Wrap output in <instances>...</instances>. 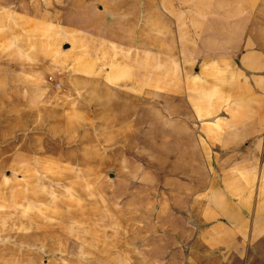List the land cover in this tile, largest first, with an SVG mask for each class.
Here are the masks:
<instances>
[{"label":"crops","instance_id":"obj_1","mask_svg":"<svg viewBox=\"0 0 264 264\" xmlns=\"http://www.w3.org/2000/svg\"><path fill=\"white\" fill-rule=\"evenodd\" d=\"M71 1L101 18L75 134H118L114 168L186 221L165 234L186 264H264V0Z\"/></svg>","mask_w":264,"mask_h":264},{"label":"rangeland","instance_id":"obj_2","mask_svg":"<svg viewBox=\"0 0 264 264\" xmlns=\"http://www.w3.org/2000/svg\"><path fill=\"white\" fill-rule=\"evenodd\" d=\"M3 7L2 264H186L165 235L186 221L171 215L163 190L129 186L114 168L118 134H75L76 46L90 49L101 18L71 0Z\"/></svg>","mask_w":264,"mask_h":264}]
</instances>
